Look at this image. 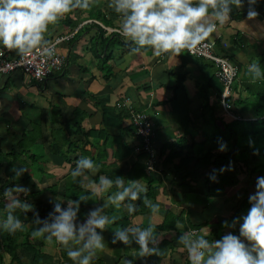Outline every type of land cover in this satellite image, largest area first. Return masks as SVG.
Wrapping results in <instances>:
<instances>
[{
    "label": "crops",
    "instance_id": "crops-1",
    "mask_svg": "<svg viewBox=\"0 0 264 264\" xmlns=\"http://www.w3.org/2000/svg\"><path fill=\"white\" fill-rule=\"evenodd\" d=\"M108 4L109 0H93L89 9L75 10L67 14L63 18L67 19L66 23L53 25L50 28L52 34L49 32L45 34L47 41L59 35L69 36L68 39L57 45L58 51L64 54L67 59L63 70L54 71L45 80L32 83H27L25 77L19 72L0 76V156H2L0 159V181H14L13 186H21L19 181L29 175L27 171L19 178L15 177L14 172L9 168L12 169L16 166L14 164L16 160L9 159L8 161L7 156L18 153L21 155L19 159L21 163L28 164L35 161L34 158L30 161L27 152L19 145V141L23 140L25 131L30 132L32 139L29 144L32 148L30 153L32 155H39L37 152L50 153L51 159L49 161L44 159V162L48 161L44 167L32 163L29 166L34 170L40 167L46 171L62 169L61 173H56L54 170V178L49 175L40 177L32 171L30 172L34 184L30 192L57 183L55 194L50 190H45V188L41 194L36 196L42 201V205L49 207L48 212L52 211V205L48 202L50 195H59L65 201L75 200L78 199V196L73 192V189L78 186L88 192H94L95 189L92 185L98 182L100 175L112 176L114 180V177L122 174L126 184L132 180L131 174L135 176L133 171L136 170L133 169L136 168L134 164L137 160L135 157L137 153L131 150L127 155L120 156L123 149H116L118 141L129 148H133L136 144V138L132 133L127 117L123 118V121L117 118L119 110L115 107V103L118 100L128 98L135 108L142 109L149 115L156 136L153 145L159 154L165 142L172 145L174 139L183 136L185 130L194 134L196 139L199 138L201 130H198L200 129L198 126L201 117L198 107L207 102L209 105L207 112L210 114L211 108L214 107L215 103L217 104L219 99L216 90L209 86V82L213 81L211 77L213 72L215 76L214 69L216 67L213 62L205 58L188 55L185 52L178 57L171 54L156 57L151 49L141 50L135 54L131 53L130 48L134 45L126 43L122 37L115 35L117 32L114 30L118 29L121 17L109 8ZM246 10L247 4L243 9H233L236 13L231 14V18L226 24H218L216 32L208 39V41L214 42L213 49L216 54L227 58L236 66L237 75L235 79L238 81V85H235L232 91L233 108L237 115H244L245 118L253 115L252 110L245 107V101L250 96L248 90L252 89L248 84H259L257 89V94H261L258 96L259 103L260 101L262 103L264 98V87H262L264 80L254 81L247 72V65L252 63L251 59L258 61L261 69L264 70V6L261 11H258L259 16L254 20L246 19ZM98 11L101 12L102 18L101 16L95 17ZM209 18L211 19V17ZM110 39L111 45L108 46ZM239 69L241 71L240 76L238 75ZM175 86H177L178 92H184L180 94V101L187 97L191 101L189 106L194 110L196 108L197 114L195 116L197 119L193 116L194 121H187L185 127L182 124L179 126L173 124V130L166 132L163 129L165 121L161 122L159 119L154 121L153 119L157 118L164 110L167 112L166 117L170 118L171 123H173L172 115L175 111H172L168 98L172 96ZM237 100L239 102L235 103ZM76 112L81 115L74 117ZM77 117H79L81 129L79 132L75 131L77 126L73 119ZM61 126L65 127L64 134L61 131ZM164 127L166 126L164 125ZM120 129H123V132H120ZM83 130L90 131L87 132L86 138ZM51 132L55 134L54 138H52ZM110 136L113 138L110 139ZM56 140L58 143L55 146ZM77 140L79 147L69 149V143ZM101 146H104L103 149L107 155L100 157L102 159L99 158L95 162L94 160L97 159L96 157L99 156L98 154L102 149ZM27 151L29 153V150ZM64 151H67V154L65 153L67 160H62ZM53 154L56 157H53ZM81 157L94 159L93 161L100 166L99 172L92 176L91 181L83 185L74 182L71 177V171L75 168L76 161ZM9 165L11 166L8 167ZM169 166L161 163L159 172L156 174L147 172L146 175H150L149 178L138 179L147 188L146 181H151L154 176L161 177L162 184L160 187H166L167 194L164 197L167 201L155 198L154 202L160 205V209L164 213L167 209L175 213L183 210L181 217L185 221L175 224L177 231L162 230L157 233L162 238L159 245L161 246V255H153L143 260L136 259L134 264H185V261H189L188 254L183 246L177 243V237L183 230H192L188 223L198 224L201 221H206L214 213L218 217L215 222L219 221L220 217H227L217 210L216 200L221 193L214 197V203L212 202L214 207L204 205V211L201 209L203 205L193 202L194 195L202 194L205 190L203 177H198L196 180L190 178L185 180L193 187L192 189L187 186L182 187L179 182H175L181 181V179L176 178L174 180L170 176L171 173H167L170 171ZM109 167L110 169H108ZM111 169L115 170L111 171ZM110 193L96 196L87 204L82 203L80 211L88 212L90 209L99 206L97 200L101 202ZM83 194H87V192L85 191ZM185 194H193V198L190 200L185 198L186 202H180ZM141 195L144 196L145 194ZM21 197L24 195L21 194L20 199ZM34 200L35 198L31 199V201ZM5 201L7 202V199ZM138 201H142V199ZM138 201H135L134 204H137ZM92 202H94L92 205L87 206ZM126 203L128 202L126 201ZM1 210L0 221L6 218V206ZM137 211H141V209L137 208L135 214L133 212L131 215L129 213L125 215L134 219L138 217ZM142 213L150 214L149 223L153 225L161 223L164 219V213L159 212L153 216L148 208L143 209ZM14 214L22 220L26 228L32 227L29 218L21 211L16 210ZM135 223L134 226L140 225L139 227H141V221ZM128 225L131 226V223ZM201 228L199 229L200 232ZM229 231H231L229 228H224L220 234L225 235ZM220 236L218 239L222 237ZM41 240L35 239L34 243ZM164 242L166 243L163 245ZM121 246V243L113 246L106 244L103 251L113 248L120 250V252H116L114 256L109 255V263L104 259L95 258L92 264H101V262L102 264H114L112 259L116 260L115 263L117 264H123L125 258L131 259L135 256L137 245L125 246L124 249H121ZM39 250L49 255V258L47 260L39 259L36 264H73V261L68 258L66 250L55 241L50 244L44 240ZM127 251L128 255L126 254ZM177 255L179 258L176 261ZM115 256H119V258L116 259ZM21 258L24 263L31 260L30 256ZM9 260V256L4 255L3 264H8Z\"/></svg>",
    "mask_w": 264,
    "mask_h": 264
},
{
    "label": "clouds",
    "instance_id": "clouds-1",
    "mask_svg": "<svg viewBox=\"0 0 264 264\" xmlns=\"http://www.w3.org/2000/svg\"><path fill=\"white\" fill-rule=\"evenodd\" d=\"M93 0H0V46L25 58L39 52L47 59H53L55 48L46 40L45 34L50 25L57 24L73 11L87 10ZM247 4L246 19L254 20L259 16L256 10L258 0H109L108 7L121 17L117 33L126 43L134 45L131 53L151 49L154 56H180L185 50L192 53L217 30V25L226 24L233 9H243ZM211 17V19L209 18ZM247 72L254 81L264 80V70L254 61L247 65ZM237 75V74H236ZM154 146V145H153ZM219 151L227 150L226 142H219ZM258 154V151L254 152ZM231 164L228 166L230 170ZM100 166L92 159L81 157L71 171L74 182L81 185L91 181L99 172ZM15 177H21L28 169L13 167ZM221 173L225 171L222 167ZM217 170L209 174L212 182H217ZM92 195L101 196L115 188L107 201L90 209L81 221V204H87L92 196L81 194L78 199L63 200L59 195L49 196L52 211L47 218L41 219L32 203L20 199L30 189L16 185L3 191L7 199L6 218L0 221V230L9 234L23 231L25 226L14 213L17 209L25 214L33 213L31 232L33 239L55 241L62 246L73 264H92L98 252L105 248L103 233L115 224L117 217L105 214L109 205L120 209L123 205L129 215L138 205L132 202L142 199L143 205L153 216L159 214L160 205L153 203L147 195V188L140 179H125L117 176L114 180L100 175L92 185ZM20 194V195H17ZM128 203H125V202ZM250 208L246 215L235 217L223 226L235 229L239 234L229 231L220 239L209 240L198 235L196 230L183 231L177 243L187 251L190 264H264V176H258L255 192L248 197ZM66 205V206H65ZM162 238L156 233L155 225L147 227L130 226L112 229L111 243H121L126 247L137 245V252L131 259L125 258L123 264H134L136 259H145L162 254L159 247Z\"/></svg>",
    "mask_w": 264,
    "mask_h": 264
},
{
    "label": "trees",
    "instance_id": "trees-1",
    "mask_svg": "<svg viewBox=\"0 0 264 264\" xmlns=\"http://www.w3.org/2000/svg\"><path fill=\"white\" fill-rule=\"evenodd\" d=\"M263 6H264V0H258V4L256 5V10L261 11ZM77 10H80V9H77ZM235 13H236L235 11L232 12V14H235ZM97 16H101L102 18V14L100 11L96 12L95 17ZM115 35H118V34L116 33ZM110 43H111V39L108 40V46L111 45ZM211 77L213 78V81L211 83L209 82V86H212L216 90V92L218 93L219 99H220V94L222 93L223 85L221 81H219L214 76V72ZM248 92L250 93V90H248ZM181 93H184V92H178V88L177 86H175L173 87L172 96H170L168 99L171 103L172 111H175L178 113L182 107L187 108V111L185 112V115H184V117L186 118L184 120L182 119V122H181V124L185 127V125L187 124V121L193 122L194 118L191 113L192 111L191 107L189 106L191 101L187 97H184L183 101H180ZM258 96H261V94ZM219 99H218V102H219ZM258 99L257 101H255L253 105H250V103L248 102V99H246L245 107L251 109L253 113V115L247 116V118H245L246 116L244 115H237L234 112V108H233L234 101L231 103V109H232V112L237 116V118H233L225 114L224 112L218 113V109L215 107L211 108L210 114L207 113V109L209 108V105L206 102L198 108L200 111V117L203 118L202 123L204 122L205 124L211 125V128L209 129V131L206 130V128H201L200 135H199L200 139L197 140L194 134H191L185 130V132L183 133V136H180L174 139L173 141L174 143L172 145L166 142L165 144L162 145L160 149V153L157 154V158L159 161L157 165L160 166L161 163L162 165H166V166L170 165L169 166L170 171H167V173L168 174L171 173L170 176H172L174 180L176 178L181 179V181H179L180 186L182 187L187 186L190 189H192L193 187L190 186L188 181H185V180L187 178L196 180L198 177H203V185L205 187V190L202 194L194 195L193 200L195 201V203L201 204L203 206L207 205V206H210L211 208L214 207L213 206L214 197L219 193H223L227 187L235 186L239 181L237 175L240 172L247 173L248 171L251 174H257L259 176H264V98L262 99V103L261 101L259 103ZM238 102H239L238 100L235 101V103H238ZM118 110H119V113L117 114V118L119 120H122L123 118L127 117V113L125 111L120 110V109ZM106 113H107V110H106ZM73 119L75 121V125L77 126L75 131L79 132V130H81L79 117L73 118ZM105 120H106V117H105ZM64 128L61 126V131L63 134L65 133ZM52 132H51L52 138H54L55 134ZM87 132H90V131L83 130V134L85 138L86 136H88ZM120 132H123V129H120ZM112 138L113 137L110 136V139ZM154 138H156L155 134L153 136V141H154ZM25 140H26V143L27 141L32 140L31 133L28 131H25L23 135V140L21 139L19 141V145L21 147H23ZM57 140L59 141L58 137H57ZM57 140L55 141V146L58 143ZM207 142L213 143V144H208V146H205ZM219 142H226L227 144L226 151L221 152L218 150ZM197 144L204 145V146L196 147L195 145ZM116 146H117L116 149L118 148V150L123 149L120 152V156H124L125 154L127 155L131 150L133 151V148L127 147L124 143H120V141H118ZM74 147L75 148L79 147L78 140L71 141L69 143V147H68L69 149H72ZM194 147H196L197 149H195ZM256 151H258V154H254V152ZM66 152L67 151H64V153H62V160H67L66 159L67 155H65ZM98 155L99 156L96 158L99 159L100 157H105L107 153L105 149H101ZM16 156L17 154L15 153L12 154L13 158H16ZM19 156L21 155L19 154ZM144 156H145L144 152H138L136 154L135 157L137 158V160H135V164H134L136 168L133 169V170H141L142 172L141 176H143L144 171L147 173V170L145 168V163L143 162ZM53 157H56L55 154H53ZM159 159L161 160V163ZM230 164H231V168L229 170L228 166ZM10 166L11 165H9L8 167ZM222 167L225 168V171L221 173L219 170ZM10 168L9 170H11ZM108 169H110V167ZM163 169L164 167L161 170L163 171ZM213 169L217 170L216 172V175L218 178L217 182H212L209 179V174L213 171ZM112 170L114 171L115 169H111V171ZM28 172H29V175L23 178L22 181H19V184H22L21 186L32 189L34 184L31 178L30 171ZM32 172L37 176L44 175V177H46L47 175V174H44L47 172L42 167L37 168L35 170L33 169ZM148 173L156 174V172H148ZM120 176L122 177V174ZM141 176L139 177L133 176L132 179H138V178H141ZM108 177L112 179V176H108ZM115 178L116 177H114V179ZM153 180H156V181H153ZM146 183H147V193H146L147 197H150L153 200H155V198H159L158 196L166 197V194H167L166 189H165L166 187H163V186L160 187L162 184L161 177L154 176L152 177L151 181H146ZM14 184H15L14 181H8V180L0 181V211H1V208L6 206L7 204V202L5 201L6 198L3 195L4 189L7 187H14L13 186ZM45 188L36 189L35 191L24 194V197H21V199H26L28 202L32 203L33 207L39 212L41 219L47 218V214L49 213L48 212L49 207L46 205H42L43 204L42 201L36 198V196L41 194V192L44 189L50 190L53 194H55L57 190V183H54L53 185H50ZM249 195L250 194L246 190H244L243 194L234 202L232 209H231V214L228 215L226 218L220 217L219 221L211 225V228L207 235L208 237L206 235L204 236L210 241L214 239H218L219 238L218 236L221 235L220 231H222V229L225 228L223 226L224 221L231 222L233 218L235 217L246 215L248 209L250 208V204L248 202ZM33 198H35V200L31 201V199ZM141 199H143V196H141ZM186 201L187 200H185L184 196L180 200V202H186ZM17 210L21 211L26 217L29 218V220L31 221L32 227L26 228L24 224L25 226L24 230L18 231L15 234H9L7 232H4L3 230H0V264H3L4 262V255L9 256L10 260L8 264H36L39 261V259H48L49 255H46L45 253H42L39 250L40 247L42 246V242L44 241V239H42L38 243H34L35 239L31 237V232L36 227V225H34L32 221L33 213L28 212L27 214H25L22 210L20 209H17ZM182 212L183 210L179 211L178 213H175L171 211L170 209H167L164 213L163 221L155 225V231L157 233H159L162 230L177 231L175 224L177 222L183 223L185 221V219L181 217ZM117 222H118V219L116 220V224ZM209 223L210 222L206 220V221H201L198 224H192V223H188V224L191 229H195L199 233L200 232L199 229L202 226L208 225ZM127 226L129 225L127 224ZM122 227H125V226H121L120 228ZM141 227H142V224H141ZM230 230L231 232H233V234L238 235L239 225H237L235 229H230ZM198 235H201V233H199ZM165 243L166 242H164L163 245ZM171 248H173V246H171ZM24 256L26 257L30 256L31 260L28 263H24L21 258ZM185 262H186L185 264H190V261H185Z\"/></svg>",
    "mask_w": 264,
    "mask_h": 264
},
{
    "label": "built area",
    "instance_id": "built-area-1",
    "mask_svg": "<svg viewBox=\"0 0 264 264\" xmlns=\"http://www.w3.org/2000/svg\"><path fill=\"white\" fill-rule=\"evenodd\" d=\"M114 31L117 32V29ZM68 38V35H59L48 41L55 48L53 59H47L39 52H34L22 59L14 52H9L0 46V76L19 72L25 77L27 83H32L41 82L52 72L63 70L66 66L67 59L64 54L58 51L57 45ZM213 43L206 40L193 50L192 53H189L187 50L184 52L191 56L205 58L213 62L216 67L215 76L223 85L219 99L221 110L225 114L237 118L231 109L232 87L237 69L227 58L215 53ZM115 107L127 113L129 126L136 138L133 152L145 153L143 162L145 163L147 172H159L157 152L153 146V122L149 115L144 110L135 108L128 98L118 100L115 103Z\"/></svg>",
    "mask_w": 264,
    "mask_h": 264
},
{
    "label": "rangeland",
    "instance_id": "rangeland-1",
    "mask_svg": "<svg viewBox=\"0 0 264 264\" xmlns=\"http://www.w3.org/2000/svg\"><path fill=\"white\" fill-rule=\"evenodd\" d=\"M67 22V19H61L58 23L59 24H64V23H66ZM53 25H50V27H49V30H48V32H49V34H52V29H50L51 27H52ZM47 32V33H48ZM232 61V60H231ZM255 60L254 59H251V62H254ZM233 62V61H232ZM240 68V67H239ZM240 73H241V71H240V69H239V71H238V75L240 76ZM235 85H238V81L235 79L234 80V82H233V87H232V89L235 87ZM248 86H250L252 89L250 90V96H249V99H248V102L250 103V105H253L254 103H255V100H253V99H258L259 97H257L258 96V94H257V89L259 88V84H256L255 83V85L254 84H248ZM262 87H264V86H262ZM257 97V98H256ZM253 98V99H252ZM219 102H217V104L215 103V105H214V107L215 108H217L218 109V113H222V110H221V107H220V104H218ZM231 103H232V101H231ZM188 110H190V109H188ZM191 113H192V115L193 116H195L197 113H196V108H195V110L191 107ZM79 111V110H78ZM187 111V108L185 107V108H181L180 110H179V112L177 113V112H174V114L172 115L173 116V118H174V121H173V123H171V121H170V118H167L166 116H167V112L166 111H162L161 112V114L157 117V118H155V119H153V117H152V119L154 120V121H156L157 119H159L161 122H164V124H163V129H164V131H166V132H170V131H172L173 130V128H172V126H173V124L174 125H177V126H179V124L181 125V122H182V119L184 120L186 117H184V115H185V112ZM208 113V112H207ZM75 116L74 117H76L77 115H81L79 112H76L75 114H74ZM208 115V114H207ZM195 118H196V116H195ZM194 118V119H195ZM197 119V118H196ZM123 121V120H122ZM199 123H200V125L198 126V128H200V129H198V130H201V128H206V130H208L209 131V129L211 128V125L210 124H205V123H202V120H201V118L199 119ZM196 124V123H195ZM164 125L166 126V127H164ZM176 126V127H177ZM168 129V130H167ZM175 130V129H174ZM181 135V134H180ZM197 139H199V138H197ZM31 143V141H27V143H26V140H25V142H24V145H23V150H25L26 152H27V156L29 155V158H30V161H31V159L32 158H34L35 159V161L34 162H31L32 164H38V165H42V167H44V165H46L47 164V162L49 161V159H51V155H50V153H45V154H43V153H39V152H37L39 155H40V157H39V155H37V154H33L32 155V153H30V152H32V148L30 147V144ZM208 144H213V143H209V142H207L206 144H205V146H208ZM196 147H199V146H204V145H195ZM196 147H194L195 149H197ZM101 148L103 149L104 148V146H101ZM204 148V147H203ZM27 150H29V153H28V151ZM2 158V156H0V159ZM7 158H8V161H9V159H15L16 161H15V165L18 167H20V166H23L24 168H26V169H28V171H32L33 170V168L32 167H30L29 165H31V163H21V162H19V159L21 158V156H19V154L17 153V156H16V158H13L12 157V155H10V156H7ZM44 159L46 160H48V161H46V162H44ZM100 159H102V158H100ZM98 161V158L95 160V162H97ZM44 169V168H43ZM54 170H55V172L56 173H61L62 172V169H53V170H49V171H46L47 173H44V174H47V175H49L51 178H54L55 177V175L53 174V172H54ZM133 173H135V176L136 177H139V176H141V174H142V172H141V170H136V171H133ZM147 173L144 171V174H143V176H141V178H149L150 177V175H146ZM42 177H43V175H41ZM40 176V177H41ZM131 177H133V175L131 174L130 175ZM259 175H257V174H251L250 172H248L247 171V173H244V172H240L238 175H237V177H238V183L235 185V186H231V187H227L225 190H224V192L223 193H221L220 195H218L217 197V200H216V206H217V210H219L220 211V214L222 213V215L223 216H228V215H230L231 214V209H232V207H231V205H232V203H234V201H236L242 194H243V191L244 190H246L249 194H252V193H254L255 192V183H256V178L258 177ZM175 182H179V181H175ZM74 188H75V186H74ZM80 188L77 186V188L76 189H73V192L76 194V196H79V195H81V194H83L85 191L87 192V194L88 195H90V196H92V198H94L95 199V195H92V193L93 192H88L87 190H85V189H80ZM82 190V191H81ZM115 189L113 188V189H111V192H113ZM108 193H110V191L108 192ZM110 195H111V193H110ZM109 196V195H108ZM108 196H105L104 198H103V200L101 201V202H99L98 200H97V204L98 205H100V204H102L103 202H106L107 200V197ZM183 196V195H182ZM185 196V198H187V199H192L193 198V194H185L184 195ZM162 201H167V199H165V197L164 196H162V197H160V196H158ZM150 200H152L153 201V203H155L154 202V200L153 199H151L150 197H148ZM193 202H195V201H193ZM94 202H92V203H89V205H87V206H90V205H92ZM126 203V202H125ZM134 203V202H133ZM166 203H168V202H166ZM137 205H138V209H141V211H138L137 212V214H138V217L137 218H134V219H132L131 217H129V216H126L125 214H127L128 212H127V210H126V208L122 205L121 206V208L120 209H116L115 208V206H112V205H109L108 207H106L105 208V214H107V215H109V216H116L117 217V219H118V222H117V224H116V222H115V224H113V225H111L110 227L112 228V229H115V228H120L121 226H125V227H130V226H127V224L128 223H131V226H134V224H136L135 222H139V221H141V224H142V227L144 228V227H147L150 223V214H143L142 212H143V209H145L146 207L143 205V203H142V201H138V203H137ZM201 209H202V211H204V206L203 207H201ZM81 210V209H80ZM162 209H160V212H161V214H163L164 213V211H161ZM2 211V210H1ZM0 211V212H1ZM84 213V214H83ZM87 212H85V211H80V214H79V217H80V219H82V218H84L85 217V214H86ZM218 217H216V215H215V213L213 214V215H211V216H209L208 218H207V220L210 222L208 225H205V226H203L202 228H201V232H199V233H201V235H208V232H209V230H210V228H211V225H212V223H214L215 222V220L217 219ZM144 225V226H143ZM112 229H109V230H107V231H105L104 233H103V235H104V239H105V245L106 244H108L109 246H113V244L111 243V237H112ZM157 233V232H156ZM198 233V232H197ZM198 233V234H199ZM222 236L224 235V234H221ZM208 237V236H207ZM211 239V238H210ZM50 244H53V242L52 243H50ZM123 246V247H122ZM122 246H121V249H124L125 248V246L122 244ZM116 247V246H115ZM160 248H161V246H159ZM116 252H120V250H116V249H111V250H108V251H101V252H98V255H97V258H100V259H104L107 263H109L110 262V258H108L109 257V255H113L114 256V254L116 253ZM126 254L128 255V251L126 252ZM182 254H183V252H182ZM116 257V259H118L119 258V256H115ZM57 258V257H56ZM178 255H177V257L175 258L176 259V261L178 260ZM47 260V259H46ZM113 260V262H114V264H117V263H115L116 262V260H114V259H112ZM50 261V260H49ZM100 262H101V260H99ZM101 264H102V262H101Z\"/></svg>",
    "mask_w": 264,
    "mask_h": 264
}]
</instances>
